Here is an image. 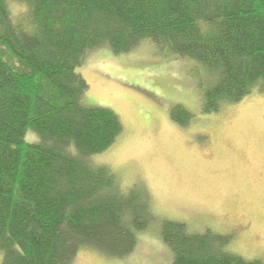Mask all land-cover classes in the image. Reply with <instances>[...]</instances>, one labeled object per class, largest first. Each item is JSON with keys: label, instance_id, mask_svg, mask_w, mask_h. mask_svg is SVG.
Listing matches in <instances>:
<instances>
[{"label": "trees", "instance_id": "1", "mask_svg": "<svg viewBox=\"0 0 264 264\" xmlns=\"http://www.w3.org/2000/svg\"><path fill=\"white\" fill-rule=\"evenodd\" d=\"M14 1L27 7L16 23L0 0L1 264H72L83 248L124 258L152 219L150 199L92 163L123 127L111 110L81 103L88 86L76 69L90 51L128 53L147 39L199 65L202 112H218L264 94V0ZM170 116L191 118L178 105ZM29 129L38 142H25ZM160 235L170 264H262L227 252L229 238L209 230L163 221Z\"/></svg>", "mask_w": 264, "mask_h": 264}, {"label": "rangeland", "instance_id": "2", "mask_svg": "<svg viewBox=\"0 0 264 264\" xmlns=\"http://www.w3.org/2000/svg\"><path fill=\"white\" fill-rule=\"evenodd\" d=\"M6 2L16 23L27 7ZM198 69L192 59L160 54L147 39L128 53L90 51L76 69L88 86L81 103L111 110L123 127L92 163L108 168L123 191L143 190L152 219L130 255L113 259L83 248L72 264H170L163 221L226 236L227 252L264 264V94L253 91L204 114ZM177 105L191 115L186 124L171 119ZM24 140L39 137L29 129Z\"/></svg>", "mask_w": 264, "mask_h": 264}]
</instances>
